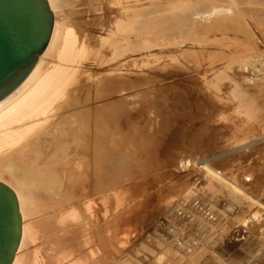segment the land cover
I'll list each match as a JSON object with an SVG mask.
<instances>
[{
  "label": "bare ground",
  "instance_id": "bare-ground-1",
  "mask_svg": "<svg viewBox=\"0 0 264 264\" xmlns=\"http://www.w3.org/2000/svg\"><path fill=\"white\" fill-rule=\"evenodd\" d=\"M259 1L232 0L234 6L232 14L237 9L239 12L242 10L249 12L252 19L264 27V16L261 15L264 6H258ZM48 2L54 14V23L47 45L25 77L0 99V179L14 189L22 218L21 238L11 264H113L114 261L116 264L204 263L205 261H199L201 257L198 259V254L192 252L196 257H193V254L188 256L183 253L186 251H181L177 245L173 246V243L159 245L147 243L143 240L147 232L144 225L135 229L137 234L134 233L135 236L131 235L133 231L127 230L126 224L122 225L125 227L126 232H123L126 236L120 238L118 226L113 224L117 218L128 217L131 213H136L138 217L145 213L147 220L157 218L164 207L168 208L172 203L171 199L161 195L157 188L156 190L150 185L155 177L149 175L151 180L147 178V168L142 166L139 160L138 150L144 136L143 128L141 129L138 120L133 117V112L126 109L128 104L135 103V100L129 101L126 98V91L138 86L140 79H134L133 84L130 83L132 85L129 86L128 80L120 74L124 71L123 68L121 71H118V68L124 62L128 64L129 59H132L130 61L133 65L139 66L142 56H156L162 61L164 48L169 44L178 45L180 49L186 44L189 46L188 43L194 46L192 42H196L199 47L200 44L201 46L205 44L208 50H212L211 37H207L203 30L213 25L219 30L218 26L221 28L228 25L225 14L227 9H224L227 1L150 0L144 4L136 0L129 5L124 3V0H105L104 4H115L119 8L118 25L115 24L117 27L110 28L107 21L102 22V26L99 25L102 29V38L100 37L98 45L102 49H111L112 53L110 52L111 56L105 60L106 63L109 62L106 69L104 66V70L95 72L93 68H88L87 73L90 74L91 70L92 73L88 76L89 80L86 79L88 83L85 80L87 85L85 89L82 87L83 91H79L78 88L81 81L80 73L81 71L85 73L83 71L84 68L87 69L85 65L94 67L92 59L98 53L101 54L102 49L99 52L100 47L96 48L97 46L93 45L95 42L92 44L94 39L91 38L92 35L90 37L89 30L78 29L69 19L66 10L69 7L68 0ZM108 5L104 7L109 8ZM99 8L102 9V6ZM241 18L236 15L231 25L234 28L236 26L246 28ZM113 60L115 61L111 62ZM119 63L120 67L116 68ZM126 66L130 69L129 65ZM263 74L264 69H260L253 76ZM137 75L139 76V72L134 75L135 78ZM92 79L96 81L91 82ZM231 80L229 83L234 82ZM91 83H94L92 86L101 89L98 90L99 93L111 96L106 103L101 101L92 106L87 104ZM236 83L231 84L235 87L232 89L233 92L242 96L244 103L250 101L248 100L250 98L253 100L254 96L249 97V91L240 86L237 88ZM262 83L257 94L264 97V81ZM115 93L119 96H113ZM244 103H241L242 108L237 112L244 120H253L258 107L253 102L254 112L245 110ZM63 109L65 111L58 114V111ZM57 115L59 119L54 123L53 118ZM123 116H126L127 126L122 120ZM65 139L69 142L66 150L62 143ZM47 142L49 144H46ZM28 160L39 162L38 167L29 168ZM212 168L203 167L205 183L210 191L213 190L208 201L212 202V199L226 196L241 203L244 209L249 208L251 203L245 200L246 194L236 186L237 183L226 180L225 176L223 178ZM39 175H50L54 183H48L42 188L34 179ZM246 175L250 176L244 174L243 177ZM131 185L133 187L130 189ZM195 196L197 197L195 191L191 189L178 194L177 198L175 197L178 204L175 208L182 209L183 213L188 211L190 208L186 205L195 199ZM202 197L199 194V200ZM162 202H166V205L161 204ZM258 204V207L264 208V205L259 202ZM203 206L204 212L212 210L215 212V209H210L214 206H210L208 210V203L207 206ZM195 214L191 213L190 217L194 215L193 221L198 222ZM188 215L184 213V216ZM131 226L130 224L129 228ZM141 238L143 241L138 247L136 244ZM185 240L187 242V238ZM199 241L202 245L203 240ZM186 244L184 243L185 246ZM209 245H206L207 248L212 246ZM188 248L185 247L183 250H189ZM200 248H205V252L201 253L203 255L199 254L203 257L209 249L202 246ZM213 251L211 255L218 260L217 256L220 255H217L218 253L217 256L214 255L216 252ZM120 257L126 258L122 262ZM221 260L219 259V264L226 262Z\"/></svg>",
  "mask_w": 264,
  "mask_h": 264
},
{
  "label": "rangeland",
  "instance_id": "rangeland-1",
  "mask_svg": "<svg viewBox=\"0 0 264 264\" xmlns=\"http://www.w3.org/2000/svg\"><path fill=\"white\" fill-rule=\"evenodd\" d=\"M68 1L69 7L66 10L69 19L78 29L89 30L90 37L92 35L91 38L94 39L92 44L95 42L96 44L93 45H96V48L100 47V52L102 48L99 46V39L102 38V29L99 25L102 26L104 21H107L110 28H115L118 25V5L109 4V6L106 3L104 4L105 0L103 2L101 0L100 3L99 0H95V2L94 0ZM133 1L136 0H124V3L130 5L134 3ZM149 1L140 0V3L146 4ZM226 1L228 4L224 9H227L225 14L228 25L221 26V28L218 26L219 30L214 25L203 30L205 35L212 39H210L213 45L212 50H208L205 44L202 46L200 44L199 47L196 42H192L194 46L188 43L191 47L186 44L188 47L184 45L180 49V46L177 47L178 45L169 44L164 48V60L162 59V61H159L156 56H142L139 66L133 65L132 59L127 61L128 64L123 61V65L119 63L116 66L118 68L121 65L118 71L123 68L124 71L120 74L128 80L129 86L133 84L134 79H140L138 80V86L131 87L126 91V98L129 101L135 100V103L128 104L126 109L134 113H132L133 117L136 121L138 120L141 129H144H142L144 136L143 139L141 138L138 150L139 160L142 162V166L147 168V178L149 179L150 176L155 177L152 180L150 178L152 183L150 185L154 186L155 189L157 188L161 195L171 199L172 203L169 205L170 208L164 207L157 218L147 220L145 213L142 217H138L136 213H131L128 217L117 218L113 224L118 226L120 238L126 236L125 227H128L127 230L130 229V232L133 231L131 235L135 236L136 230L144 225L147 232L143 240L147 243H155L154 245L173 243L172 245H177L176 247L180 248L181 251H186L183 253L188 256H191L192 252L198 254L197 258L200 259L199 257H201L199 261H205L204 263L207 264H216L217 259H214L211 255L213 250L214 253L216 252L214 255L218 253L217 255H220L222 260L220 256H216L222 262L226 261L225 263L233 264L234 261V264L253 262L264 264V208L258 207V202L264 205V110H260V108L264 109V97L257 94L260 85L263 84L264 74L253 76L256 71L264 69V61L261 59L263 55L261 53H264V27L254 21L249 12L246 13L243 10L239 12L240 10L237 9L238 12L234 11L232 14L234 10L232 0ZM259 3L258 6H264V0H260ZM105 5H108L109 8L104 7ZM101 6L102 9L99 8ZM263 12L264 9L261 12V15L264 16ZM236 15L242 17V23L247 26L246 28L241 29L237 26L234 28L231 25V21ZM216 28L217 30H215ZM215 41L220 43L217 44ZM250 47L251 49H248ZM103 49L101 54L98 53L93 57L94 67L85 65L87 69L93 68L95 72H100L108 67L109 64L107 63L109 62L106 63L105 60L111 56L112 50ZM259 57L261 58L259 59ZM254 59L255 61L259 59L261 67L256 65ZM126 65H129L130 69ZM87 69H83L85 73H82V71L80 73L79 91L86 88L85 85L89 80L88 76L92 73V70L90 74L87 73L89 72V69ZM136 71L139 72V76H137H141V78H135ZM134 72L136 74H133ZM124 73L127 76L122 75ZM231 78L235 83H238L237 88L239 86L243 89L246 88L249 91V97L254 96L253 100L250 98L248 99L250 101L246 100L247 104L244 103L242 96L240 97L239 94L233 92L235 87L233 86L234 82H232L233 85L229 83ZM85 80L87 83H85ZM94 80L96 81V79ZM94 80L92 79L91 82ZM92 85L94 83L90 85L87 104L92 106L96 102L106 103L111 96L99 93L101 89L99 90ZM83 86L84 89H82ZM113 96H119V94L115 93ZM139 100H141L140 103ZM241 103L246 106L244 107L245 110H253V112L255 107H253V104L256 105L258 115H254L253 120H244V117L237 112L242 108ZM60 111H58V114L63 113L65 109ZM58 116L53 118L54 123H57ZM125 118L126 116H123L122 120L127 126ZM62 143L65 145L63 148L68 149L69 142L65 139ZM46 144H49V142ZM38 163L35 160H28L27 162L28 167L31 169L38 167ZM193 164L197 165L193 166ZM204 166L211 168L213 166L212 169L216 170L223 178L226 177L225 179L230 180V182L235 181L237 185L234 184L245 192V200H248L251 206L244 209L241 203L235 202L231 197L226 196H219L220 198L216 200L212 199V202L208 201L213 190L210 191L211 189L205 183ZM154 174H157V176ZM232 174L233 179L231 178ZM244 174H250L251 180L246 181L243 177ZM34 179L38 184H41L42 188L48 183H54V179H51L50 175H39ZM240 186H245V188ZM129 187L131 189L133 185ZM190 189L195 191L197 197H194L193 202L189 201L186 207L191 209L187 208L189 213H196L195 217L196 219L198 217V222L193 221L195 219L192 218L194 215L190 217L191 213L189 216L188 211H184L185 215H188L186 217L181 211L182 209L175 208L178 205L175 201L177 195ZM175 194L177 195L175 196ZM199 194L203 196L200 198L201 200L198 198ZM236 194L241 195L238 192ZM172 195L176 198L171 197ZM207 203L209 205L208 208L206 207L207 210L210 206H214L210 209H215V212H212L214 210L208 211L211 214L207 211L204 212L205 208L203 209L202 206L203 204H205L203 207L207 206ZM161 204L166 205V202ZM200 205L202 206L200 207ZM195 209L197 210L195 211ZM128 223L132 225L130 228ZM122 225H125V227ZM179 227L181 228L178 231ZM180 233L183 236H180ZM190 236L191 238H188ZM143 240L141 238L139 240L141 242L136 245L141 246ZM181 240L187 243L186 246ZM199 240H203V242L201 241L202 245H200ZM205 244L207 246L212 245L213 250L211 247L207 248ZM183 245L186 248L191 247L188 248L189 250H183L185 249ZM200 246L209 249L203 257L201 253L205 252V248L201 249ZM195 247H197L196 251ZM137 252L139 253V251ZM196 254L192 256L196 257ZM199 254L201 255L199 256ZM125 258L120 257V261L123 262ZM219 259L217 264H219ZM116 263V261L113 262V264Z\"/></svg>",
  "mask_w": 264,
  "mask_h": 264
},
{
  "label": "water",
  "instance_id": "water-1",
  "mask_svg": "<svg viewBox=\"0 0 264 264\" xmlns=\"http://www.w3.org/2000/svg\"><path fill=\"white\" fill-rule=\"evenodd\" d=\"M48 0H0V99L25 77L50 38ZM22 232L19 201L0 179V264H11Z\"/></svg>",
  "mask_w": 264,
  "mask_h": 264
},
{
  "label": "built area",
  "instance_id": "built-area-1",
  "mask_svg": "<svg viewBox=\"0 0 264 264\" xmlns=\"http://www.w3.org/2000/svg\"><path fill=\"white\" fill-rule=\"evenodd\" d=\"M261 59L264 61V53H263ZM255 62H256V65H258V66L260 65L259 61H255ZM245 180H246V181L251 180V176L246 175V176H245ZM242 237H243V236H242Z\"/></svg>",
  "mask_w": 264,
  "mask_h": 264
}]
</instances>
